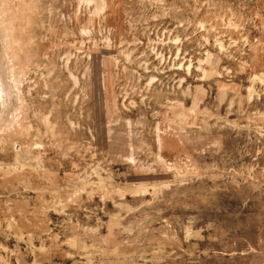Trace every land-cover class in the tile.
Instances as JSON below:
<instances>
[{
    "label": "rangeland",
    "instance_id": "obj_1",
    "mask_svg": "<svg viewBox=\"0 0 264 264\" xmlns=\"http://www.w3.org/2000/svg\"><path fill=\"white\" fill-rule=\"evenodd\" d=\"M0 264H264V0H0Z\"/></svg>",
    "mask_w": 264,
    "mask_h": 264
}]
</instances>
